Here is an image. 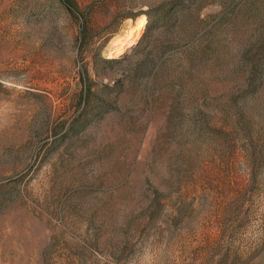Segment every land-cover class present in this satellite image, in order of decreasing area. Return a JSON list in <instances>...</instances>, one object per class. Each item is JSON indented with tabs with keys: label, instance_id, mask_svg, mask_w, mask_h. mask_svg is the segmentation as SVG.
<instances>
[{
	"label": "rangeland",
	"instance_id": "374dc122",
	"mask_svg": "<svg viewBox=\"0 0 264 264\" xmlns=\"http://www.w3.org/2000/svg\"><path fill=\"white\" fill-rule=\"evenodd\" d=\"M76 1L0 0V264H264V0Z\"/></svg>",
	"mask_w": 264,
	"mask_h": 264
},
{
	"label": "trees",
	"instance_id": "16d2710c",
	"mask_svg": "<svg viewBox=\"0 0 264 264\" xmlns=\"http://www.w3.org/2000/svg\"><path fill=\"white\" fill-rule=\"evenodd\" d=\"M61 4L65 6V8L69 11V13L74 17V19L78 23V42L79 45L83 46L88 41L92 39V32L89 25V16L86 13H82L79 9L78 3L76 0H60ZM170 4L169 8H166ZM176 9V0L171 1L170 3H165L161 7V14L159 16V21H161L163 24L167 23V21L171 20L174 11ZM153 9L152 7H149L148 10L145 12H142V15L147 18V30L151 27L153 24L152 19V13ZM137 15L134 14H128V16H125V18H132L135 19ZM144 17V18H145ZM143 21V20H141ZM146 30V31H147ZM98 61L100 64H114L117 62V59H106V58H98ZM81 83H82V90L80 93V100H79V107H78V116L77 121L79 122V129H83L86 127L89 116L92 113V110L94 109L93 103H92V97H94V91H93V84L94 81L89 75V72L87 68L84 69V71L81 73L80 77ZM106 88H109L108 86H105Z\"/></svg>",
	"mask_w": 264,
	"mask_h": 264
},
{
	"label": "bare ground",
	"instance_id": "6f19581e",
	"mask_svg": "<svg viewBox=\"0 0 264 264\" xmlns=\"http://www.w3.org/2000/svg\"><path fill=\"white\" fill-rule=\"evenodd\" d=\"M137 26V27H136ZM136 26L135 27H133V28H131L130 29V31H129V33H128V35H127V37L126 38H124V39H120L119 37H116L114 40H113V42H114V44H113V52H111V54L110 55H108V57L109 58H111L113 55H112V53L114 54V55H120V54H122L123 53V51L125 50V49H127L128 48V46L131 44V43H134L137 39H138V37H139V33H137L136 35H132V32H134L133 30H135V31H138L139 30V28L140 27H142V23L141 22H138V23H136ZM141 30V29H140ZM112 49V48H111ZM110 49V50H111ZM110 52V51H109ZM108 52V53H109Z\"/></svg>",
	"mask_w": 264,
	"mask_h": 264
}]
</instances>
